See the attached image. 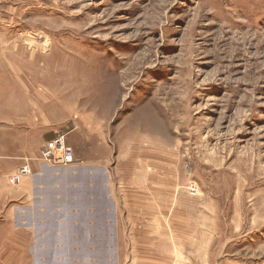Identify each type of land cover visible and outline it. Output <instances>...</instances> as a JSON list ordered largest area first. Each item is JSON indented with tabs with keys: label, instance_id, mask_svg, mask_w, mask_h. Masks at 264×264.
Listing matches in <instances>:
<instances>
[{
	"label": "rangeland",
	"instance_id": "374dc122",
	"mask_svg": "<svg viewBox=\"0 0 264 264\" xmlns=\"http://www.w3.org/2000/svg\"><path fill=\"white\" fill-rule=\"evenodd\" d=\"M20 118L62 127L40 156L65 137L83 163L103 135L126 179L197 186L181 264H264V0H0V119Z\"/></svg>",
	"mask_w": 264,
	"mask_h": 264
},
{
	"label": "crops",
	"instance_id": "0c3cea01",
	"mask_svg": "<svg viewBox=\"0 0 264 264\" xmlns=\"http://www.w3.org/2000/svg\"><path fill=\"white\" fill-rule=\"evenodd\" d=\"M20 119H0V242L10 246L5 263L24 264L21 253L43 250L55 251L58 256L50 261L63 264L183 263L181 230L188 228L179 208L189 195L177 200L173 188L155 175L158 164L148 167L152 180L126 179L125 158L111 154L103 135L82 136L88 147L83 163L48 164L37 158L62 127L30 129ZM73 134L68 143L77 152ZM24 160L32 174L15 191L10 177Z\"/></svg>",
	"mask_w": 264,
	"mask_h": 264
},
{
	"label": "built area",
	"instance_id": "2783aa9c",
	"mask_svg": "<svg viewBox=\"0 0 264 264\" xmlns=\"http://www.w3.org/2000/svg\"><path fill=\"white\" fill-rule=\"evenodd\" d=\"M54 148H49L44 151L38 160L46 162L48 164H54V160H63L64 164L62 166H68L75 163L73 150L65 145V137H59L53 142ZM58 154L62 155V158H58ZM28 161V160H26ZM29 162V161H28ZM31 169L29 164L22 165L14 174L10 177V183L14 188H20L22 181L25 177L31 174ZM198 193L197 186H190L188 188V194L191 197L196 196Z\"/></svg>",
	"mask_w": 264,
	"mask_h": 264
}]
</instances>
